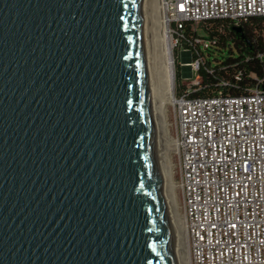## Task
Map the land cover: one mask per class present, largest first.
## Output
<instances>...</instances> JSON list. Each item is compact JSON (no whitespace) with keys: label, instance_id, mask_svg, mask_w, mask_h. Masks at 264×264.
<instances>
[{"label":"water","instance_id":"95a60500","mask_svg":"<svg viewBox=\"0 0 264 264\" xmlns=\"http://www.w3.org/2000/svg\"><path fill=\"white\" fill-rule=\"evenodd\" d=\"M0 264H178L151 0H0Z\"/></svg>","mask_w":264,"mask_h":264},{"label":"built area","instance_id":"2783aa9c","mask_svg":"<svg viewBox=\"0 0 264 264\" xmlns=\"http://www.w3.org/2000/svg\"><path fill=\"white\" fill-rule=\"evenodd\" d=\"M161 9L172 48L192 57L184 67L197 79L173 95L165 118L189 264H264V89L191 97L202 59L193 42L182 45L189 25L196 32L203 21L264 17V0H161Z\"/></svg>","mask_w":264,"mask_h":264},{"label":"trees","instance_id":"16d2710c","mask_svg":"<svg viewBox=\"0 0 264 264\" xmlns=\"http://www.w3.org/2000/svg\"><path fill=\"white\" fill-rule=\"evenodd\" d=\"M237 27L242 28V34L235 30ZM186 35L182 45L189 46L188 40L193 42L202 59L198 85L191 97H213L220 91L241 96L256 86L264 89V17H249L238 23L229 19L203 21L196 32H191L189 25ZM197 37L210 40L209 48L202 50L195 44ZM176 50L180 52V48ZM180 68L177 61L176 94L186 90Z\"/></svg>","mask_w":264,"mask_h":264},{"label":"bare ground","instance_id":"6f19581e","mask_svg":"<svg viewBox=\"0 0 264 264\" xmlns=\"http://www.w3.org/2000/svg\"><path fill=\"white\" fill-rule=\"evenodd\" d=\"M153 20L157 22L155 27L156 43H157V58H158V102L159 111L161 116V124L163 131L164 150L166 153V169L167 179L169 178L170 199L173 200L172 206L175 208L174 203V187L171 180V165L170 154L174 151V144L167 139L165 118L166 108L174 95V65L172 59V46L167 35L166 24L163 13L161 11V0H151ZM155 24V23H154ZM169 99V100H168ZM175 218V217H174ZM181 235H182V251L186 264H189L188 259V243L185 232L184 220L181 218ZM180 234V233H179ZM181 248V247H180Z\"/></svg>","mask_w":264,"mask_h":264},{"label":"rangeland","instance_id":"374dc122","mask_svg":"<svg viewBox=\"0 0 264 264\" xmlns=\"http://www.w3.org/2000/svg\"><path fill=\"white\" fill-rule=\"evenodd\" d=\"M162 11V9H161ZM154 21V25L157 24V22ZM176 47L172 48L171 54H172V59H173V65H174V82H176V62L178 61L179 64L182 66L180 68V72L182 75V84L186 86V88L193 86V84H195L197 82L196 78H192V74L190 72V70L187 67H184V64H186L187 62H189L191 60V56L188 55V53H182L176 50ZM184 50V49H183ZM224 55H226V53H224ZM199 81V80H198ZM176 84L174 83V94L176 93ZM169 100V99H168ZM168 110V107L166 108ZM166 110V113H167ZM163 133V131H162ZM164 142V140H163ZM165 157H166V153H165ZM166 159V158H165ZM168 186H169V178H168ZM169 193H170V187H169ZM171 202H173V200L171 199ZM172 205V203H171ZM175 217V218H174ZM172 218H173V226H174V234H175V240H176V251H177V260H178V264H186L185 259L183 257V251H182V233H181V216L178 215L176 207L174 208L172 206ZM180 233V234H179ZM181 247V248H180Z\"/></svg>","mask_w":264,"mask_h":264}]
</instances>
